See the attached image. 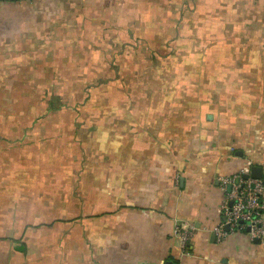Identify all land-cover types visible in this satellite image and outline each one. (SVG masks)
I'll use <instances>...</instances> for the list:
<instances>
[{
    "label": "crops",
    "instance_id": "obj_1",
    "mask_svg": "<svg viewBox=\"0 0 264 264\" xmlns=\"http://www.w3.org/2000/svg\"><path fill=\"white\" fill-rule=\"evenodd\" d=\"M65 3L0 2V264H264V238L211 241L219 178L264 182V0L166 13L83 112L42 103Z\"/></svg>",
    "mask_w": 264,
    "mask_h": 264
},
{
    "label": "rangeland",
    "instance_id": "obj_2",
    "mask_svg": "<svg viewBox=\"0 0 264 264\" xmlns=\"http://www.w3.org/2000/svg\"><path fill=\"white\" fill-rule=\"evenodd\" d=\"M66 1L65 7L69 9L66 19L49 21V24L44 26L46 30L56 23L53 25L55 30L66 32L67 42H63L64 37L58 40L60 64L54 65L53 73L50 72L53 74V80L48 79L44 82L46 91L42 103L45 107L48 103L54 106L69 104L81 111L88 101H95L96 91L101 84L109 87L110 84L105 83H116V80H113L114 74L119 73V55H122L119 52L126 50L125 47L128 45L137 44V39L141 46L160 39L158 33H156L158 37L154 38L148 37V34L149 31L163 29L166 13H177L179 9L186 13L194 11L195 8V0ZM135 10L138 11V20L129 16L135 13ZM122 12L126 13L122 15ZM162 41L158 40L155 44ZM139 50L141 56H147L142 52L145 49ZM67 69L69 73H64ZM101 76H107L108 80H97ZM4 85L2 81L0 88L3 89ZM74 108L72 109L75 110ZM81 111L77 112V115L75 113L76 120L83 115ZM0 115L2 116V112ZM59 116L68 119L66 114Z\"/></svg>",
    "mask_w": 264,
    "mask_h": 264
},
{
    "label": "built area",
    "instance_id": "obj_3",
    "mask_svg": "<svg viewBox=\"0 0 264 264\" xmlns=\"http://www.w3.org/2000/svg\"><path fill=\"white\" fill-rule=\"evenodd\" d=\"M7 1V0H0ZM246 172H240L230 177L219 178V185L224 192L221 204V223L215 227L217 239H221L229 231H246L252 239L263 242L264 227L261 214L264 210V182L261 178H252L250 174L244 178ZM231 202V205H229ZM225 224L229 230L224 229ZM191 228L184 229L176 225L175 231L187 243L191 237Z\"/></svg>",
    "mask_w": 264,
    "mask_h": 264
},
{
    "label": "water",
    "instance_id": "obj_4",
    "mask_svg": "<svg viewBox=\"0 0 264 264\" xmlns=\"http://www.w3.org/2000/svg\"><path fill=\"white\" fill-rule=\"evenodd\" d=\"M248 175H249L248 173H245L244 174V178H247ZM250 176L252 178H261V176H262V168L259 167V166H252L251 169H250ZM229 205H231V202H229ZM222 220H225V218L223 216H222ZM224 229L226 231L229 230V227H228L227 224H225ZM246 231H249V228H247ZM214 240H215V232H212L211 233V241H214ZM165 264H175V263H173L171 261H167Z\"/></svg>",
    "mask_w": 264,
    "mask_h": 264
}]
</instances>
